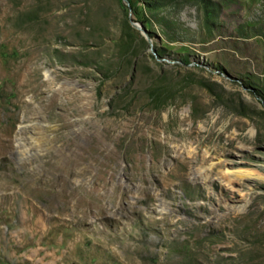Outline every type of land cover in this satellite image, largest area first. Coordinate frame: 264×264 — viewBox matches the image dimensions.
<instances>
[{
	"label": "rangeland",
	"instance_id": "obj_1",
	"mask_svg": "<svg viewBox=\"0 0 264 264\" xmlns=\"http://www.w3.org/2000/svg\"><path fill=\"white\" fill-rule=\"evenodd\" d=\"M0 264H264V0H0Z\"/></svg>",
	"mask_w": 264,
	"mask_h": 264
},
{
	"label": "bare ground",
	"instance_id": "obj_2",
	"mask_svg": "<svg viewBox=\"0 0 264 264\" xmlns=\"http://www.w3.org/2000/svg\"><path fill=\"white\" fill-rule=\"evenodd\" d=\"M229 172V171H228ZM232 174V175H231ZM234 175L236 176H247L244 174V172H238V173H234ZM233 178V173L229 172L226 174L225 180L228 184H230L231 179Z\"/></svg>",
	"mask_w": 264,
	"mask_h": 264
},
{
	"label": "water",
	"instance_id": "obj_3",
	"mask_svg": "<svg viewBox=\"0 0 264 264\" xmlns=\"http://www.w3.org/2000/svg\"><path fill=\"white\" fill-rule=\"evenodd\" d=\"M123 1L125 2L126 5H129V2H128L127 0H123ZM129 20H130L131 25H132L133 27H135L136 29H141V26H140L139 24L134 23V22L132 21V18H131V17H129ZM204 66L207 67V65H204Z\"/></svg>",
	"mask_w": 264,
	"mask_h": 264
},
{
	"label": "trees",
	"instance_id": "obj_4",
	"mask_svg": "<svg viewBox=\"0 0 264 264\" xmlns=\"http://www.w3.org/2000/svg\"><path fill=\"white\" fill-rule=\"evenodd\" d=\"M129 3L131 2V0H127Z\"/></svg>",
	"mask_w": 264,
	"mask_h": 264
}]
</instances>
